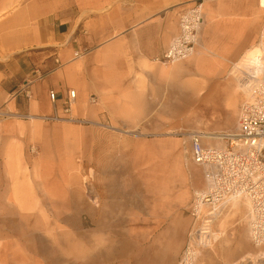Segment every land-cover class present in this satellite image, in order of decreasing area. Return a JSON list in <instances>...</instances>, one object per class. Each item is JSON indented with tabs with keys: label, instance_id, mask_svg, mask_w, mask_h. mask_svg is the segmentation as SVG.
<instances>
[{
	"label": "rangeland",
	"instance_id": "1",
	"mask_svg": "<svg viewBox=\"0 0 264 264\" xmlns=\"http://www.w3.org/2000/svg\"><path fill=\"white\" fill-rule=\"evenodd\" d=\"M241 62L214 105H202L209 92L204 84L196 93L198 77L162 65V82L139 83L138 97L110 99L93 115L0 109V125L17 122L0 137V264H178L188 246L193 264H264L244 199L212 223L193 224L188 213L204 179L181 135L200 130L207 143H225L213 134L236 127ZM178 91L192 102L163 114Z\"/></svg>",
	"mask_w": 264,
	"mask_h": 264
},
{
	"label": "crops",
	"instance_id": "2",
	"mask_svg": "<svg viewBox=\"0 0 264 264\" xmlns=\"http://www.w3.org/2000/svg\"><path fill=\"white\" fill-rule=\"evenodd\" d=\"M196 1L0 0V109L73 117L106 109L110 99L138 97L139 83L162 82L163 73L169 71L154 58L162 56L177 33L181 10ZM202 1L199 45L192 56L170 69L179 67L198 77L196 93L209 92L202 105H214L228 97L229 70L245 55L249 63L260 52L264 3ZM23 86L30 97L18 93ZM237 88L241 100L236 120L245 98ZM69 90H74L70 99ZM186 95L178 91L176 102L162 113L172 116L185 110L192 102ZM92 96L97 106L88 104ZM179 98L183 101L178 105ZM234 101L232 97V106ZM16 123H2L0 137Z\"/></svg>",
	"mask_w": 264,
	"mask_h": 264
},
{
	"label": "built area",
	"instance_id": "3",
	"mask_svg": "<svg viewBox=\"0 0 264 264\" xmlns=\"http://www.w3.org/2000/svg\"><path fill=\"white\" fill-rule=\"evenodd\" d=\"M202 7L203 1L198 0L181 10L177 33L155 61L172 65L195 53L203 25ZM257 46L260 52L255 62L250 65L244 58L242 66L236 68L238 86L245 92V99L235 129L213 134L214 139L225 143H207L206 135L200 130L181 136L189 161L201 168L204 179V186L193 192L188 207L193 224L212 223L230 200L244 199L249 204V240L253 246L264 248V29ZM68 97H74V90H69ZM49 98L54 101L52 90ZM68 111L69 106L65 108V112ZM68 118L73 120L71 116ZM194 254L188 246L178 264H193Z\"/></svg>",
	"mask_w": 264,
	"mask_h": 264
},
{
	"label": "bare ground",
	"instance_id": "4",
	"mask_svg": "<svg viewBox=\"0 0 264 264\" xmlns=\"http://www.w3.org/2000/svg\"><path fill=\"white\" fill-rule=\"evenodd\" d=\"M257 53V52H256ZM255 59H256V54L254 53L251 57H250V60H249V64L251 65V64H253L254 62H255ZM189 102V101H188ZM179 112V111H178ZM238 200H240L239 198H236V199H232V200H230L229 201V204H233L232 206L234 207V206H236V205H234V204H236V202L235 201H238ZM231 201H234V202H231ZM246 201V200H245ZM247 202V201H246ZM247 205H248V207H249V204H248V202H247ZM234 209V208H233ZM235 210V209H234ZM226 213V212H225ZM227 214H229V213H227ZM224 216V215H223ZM228 216V215H227ZM222 220H224V219H222ZM221 220V221H222ZM204 227H206V226H204ZM221 229H223V228H221ZM224 230V229H223ZM220 232V231H219ZM220 236V235H219ZM262 258H264V253H262ZM243 261V260H242Z\"/></svg>",
	"mask_w": 264,
	"mask_h": 264
}]
</instances>
